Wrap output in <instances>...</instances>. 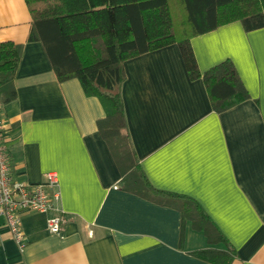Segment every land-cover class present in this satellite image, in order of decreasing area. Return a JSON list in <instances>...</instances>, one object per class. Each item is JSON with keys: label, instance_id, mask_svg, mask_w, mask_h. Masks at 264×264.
Returning <instances> with one entry per match:
<instances>
[{"label": "crops", "instance_id": "obj_1", "mask_svg": "<svg viewBox=\"0 0 264 264\" xmlns=\"http://www.w3.org/2000/svg\"><path fill=\"white\" fill-rule=\"evenodd\" d=\"M31 25L26 0H0V41L23 45L4 140L15 180L58 174L68 221L54 234L47 214L24 213L21 249L0 218V264H214L193 252L223 244L183 226L177 208L123 189L97 125L102 102L77 78L57 79L42 42L28 40ZM191 44L202 74L232 61L249 98L217 112L176 43L132 57L121 89L131 142L153 187L199 203L235 250L231 264H264V27L235 21Z\"/></svg>", "mask_w": 264, "mask_h": 264}, {"label": "trees", "instance_id": "obj_2", "mask_svg": "<svg viewBox=\"0 0 264 264\" xmlns=\"http://www.w3.org/2000/svg\"><path fill=\"white\" fill-rule=\"evenodd\" d=\"M32 17L29 41L44 45L57 79L77 78L88 96L100 99L105 117L99 132L122 174L123 189L181 211L213 245L193 255L214 264H231L236 254L211 225L198 202L153 187L143 173L128 131L121 95L126 60L178 44L191 78L203 77L217 112L249 98L239 73L225 60L201 73L193 37L240 21L246 31L264 27V0H26ZM180 11L177 13V11ZM23 45L0 41V102L17 98L15 78ZM208 223V224H207ZM207 224V225H206Z\"/></svg>", "mask_w": 264, "mask_h": 264}, {"label": "built area", "instance_id": "obj_3", "mask_svg": "<svg viewBox=\"0 0 264 264\" xmlns=\"http://www.w3.org/2000/svg\"><path fill=\"white\" fill-rule=\"evenodd\" d=\"M5 121L0 102V218L8 227L21 249L26 246L22 216L27 212L47 214V227L51 233L63 230L68 219L61 207L58 174L49 172L46 180L31 183L15 180L9 150L4 140Z\"/></svg>", "mask_w": 264, "mask_h": 264}, {"label": "rangeland", "instance_id": "obj_4", "mask_svg": "<svg viewBox=\"0 0 264 264\" xmlns=\"http://www.w3.org/2000/svg\"><path fill=\"white\" fill-rule=\"evenodd\" d=\"M180 11L178 10L177 13H179Z\"/></svg>", "mask_w": 264, "mask_h": 264}]
</instances>
